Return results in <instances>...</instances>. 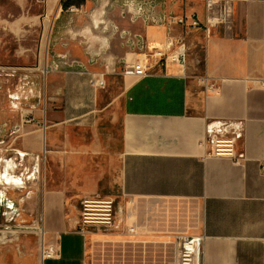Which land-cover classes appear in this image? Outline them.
<instances>
[{"label":"crops","instance_id":"obj_1","mask_svg":"<svg viewBox=\"0 0 264 264\" xmlns=\"http://www.w3.org/2000/svg\"><path fill=\"white\" fill-rule=\"evenodd\" d=\"M8 1L18 13L0 11V80H21L20 69L41 70L57 54L82 64L32 73L58 101L28 125L30 138L45 139L43 228L56 254L17 264H178L179 237L202 233L198 264H264V0L233 1L231 22L204 41L201 64L189 58L146 74L125 67L139 57L127 38L160 46L165 25L132 21L102 0L65 9L62 0ZM158 2L203 19L204 0ZM203 73L214 91L196 83ZM214 119L241 122L240 162L206 155ZM92 194L115 198V232H74L78 200Z\"/></svg>","mask_w":264,"mask_h":264},{"label":"built area","instance_id":"obj_2","mask_svg":"<svg viewBox=\"0 0 264 264\" xmlns=\"http://www.w3.org/2000/svg\"><path fill=\"white\" fill-rule=\"evenodd\" d=\"M122 15H129L134 21L140 18L145 24L165 25L168 34L160 46L147 47L144 38L140 34H133L127 38V42L136 46L139 57L131 63L125 62V67H129L136 72L138 67L143 69V74L155 70L156 67H166L167 65H178L184 68L189 60V43L186 35L190 33L191 28H199L203 32L204 41H206L217 29L226 26L231 22L232 3L234 0H204V16L200 21L194 15H177L172 11L162 10L158 12L155 6L158 0H120ZM178 26L179 32L173 33L171 28ZM130 36V34H129ZM80 67L78 61H68L65 54H57L47 64L41 68L42 73L50 70H61L64 67ZM31 70L29 68H22ZM40 69V68H39ZM126 70V68H125ZM15 69H11L13 73ZM24 80H33L23 77ZM196 83L201 86L205 92L216 89V80H212L206 73L196 75ZM22 80V79H21ZM98 85H103V80L96 81ZM264 84V80H262ZM12 106L16 107L19 96L13 92L9 94ZM33 117L26 116V122H32ZM206 134L210 138V148L206 155L223 156L234 162H240L244 158V153L238 152L236 148L237 139L242 137V125L240 121L214 119L206 124ZM207 143V138L203 139V145ZM264 167V161L261 162ZM118 212L116 200L112 196L92 194L82 196L78 200V216L74 232L86 234L90 232H99L102 234L112 233L119 229ZM128 233H134V225L126 228ZM205 235L191 234L181 235L179 237L178 264H198L202 253V246ZM56 254V245L51 241L42 243L41 259L54 257Z\"/></svg>","mask_w":264,"mask_h":264},{"label":"rangeland","instance_id":"obj_3","mask_svg":"<svg viewBox=\"0 0 264 264\" xmlns=\"http://www.w3.org/2000/svg\"><path fill=\"white\" fill-rule=\"evenodd\" d=\"M102 1L107 3V10L110 9L118 14V8H120L119 13L121 14L120 0ZM170 6L168 7L174 9L175 14L181 12L176 10L177 6ZM170 8H167V3L155 6L158 12L162 10L168 12ZM1 9V13L8 18H14L18 13V8L8 0H0V11ZM197 13L201 17L202 13L200 10L197 9ZM237 20L235 18L233 21V29ZM176 28L178 30L179 27ZM223 28H221V31H224ZM189 31L190 33L186 35V40L190 46L189 58H194L195 63L196 59H198L196 64H201L204 58L203 32L200 29L197 31L190 29ZM192 40L194 41V46L190 45ZM29 63L32 64L34 62L31 61ZM1 71L6 70L2 69ZM19 71L21 72L22 80H0V156H14L19 163L20 168L18 167L17 169L19 173L28 171L31 168L32 173L36 159L39 158V172L35 173V178L27 180L25 185L11 187L0 185V264H17L15 259L19 258L22 261L23 258L28 256L35 257L39 262L41 260L42 243L48 241L43 228L44 197L48 187V159L44 150L45 139L41 133L36 137V140L34 137H29L31 136L29 135V129L33 126L28 127V125H32L30 123L33 122L34 118L32 122H26L25 117L27 115L33 117L32 113L37 112V116L42 118L49 105L58 101H52L48 97V80H45L43 76L39 80H34L35 76L32 73L37 71L42 74V70L20 69ZM29 76L33 80L23 79V77L31 79ZM10 92L19 94L18 100H14L17 104L14 107V112L10 111V108H12V102L9 97ZM19 119H21L19 123L21 126L18 124ZM28 142L33 150L29 151L27 149L29 154L25 155L23 160H21L15 154L14 149L24 150V147L29 146Z\"/></svg>","mask_w":264,"mask_h":264},{"label":"bare ground","instance_id":"obj_4","mask_svg":"<svg viewBox=\"0 0 264 264\" xmlns=\"http://www.w3.org/2000/svg\"><path fill=\"white\" fill-rule=\"evenodd\" d=\"M17 152H18L17 154L20 156H24L26 154L22 150H19V149L17 150ZM21 160H23V158ZM36 160H35L36 161L35 167L33 168L32 173H31L32 168L28 171H24L22 173H19L17 171V169L19 167V163L16 161V158L14 156H11V158H9L8 156H6V157L0 156V185L9 186V187L25 185L27 180L35 178V176H34L35 173L39 172V160L38 159H36ZM25 170H27V169H25ZM25 173H26V175H25ZM27 174H28V176H27Z\"/></svg>","mask_w":264,"mask_h":264},{"label":"trees","instance_id":"obj_5","mask_svg":"<svg viewBox=\"0 0 264 264\" xmlns=\"http://www.w3.org/2000/svg\"><path fill=\"white\" fill-rule=\"evenodd\" d=\"M84 2V0H62L61 4H62V7L65 9L71 5H80Z\"/></svg>","mask_w":264,"mask_h":264}]
</instances>
